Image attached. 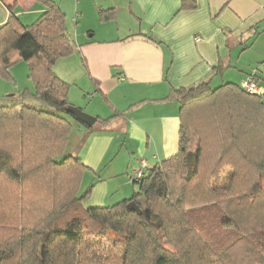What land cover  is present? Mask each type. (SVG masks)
I'll use <instances>...</instances> for the list:
<instances>
[{
  "label": "trees",
  "instance_id": "trees-1",
  "mask_svg": "<svg viewBox=\"0 0 264 264\" xmlns=\"http://www.w3.org/2000/svg\"><path fill=\"white\" fill-rule=\"evenodd\" d=\"M39 1L47 10L34 25L0 28V78L11 81L8 68L23 61L33 86L0 96V179L12 189L3 197L0 185V212L5 199L21 232L0 264H264L263 95L209 81L171 88L178 152L133 182L129 199L85 209L94 184L81 192L89 169L70 146L73 130L117 113L87 126L68 110L69 85L52 66L73 45L58 4Z\"/></svg>",
  "mask_w": 264,
  "mask_h": 264
},
{
  "label": "crops",
  "instance_id": "crops-1",
  "mask_svg": "<svg viewBox=\"0 0 264 264\" xmlns=\"http://www.w3.org/2000/svg\"><path fill=\"white\" fill-rule=\"evenodd\" d=\"M52 1L73 42V52L57 60L52 71L68 84L88 78L93 91L91 112L84 90L74 94L70 88L68 102L96 119L117 113L105 124L73 130L70 146L89 169L82 182L96 180L85 209L129 199L134 171L142 164L153 168L178 152L179 105L169 98L171 88L202 81L239 85L253 77L264 102V0H78L73 26L61 4ZM86 8L97 12L98 33L91 23L78 22ZM46 10L39 0H0V28L10 19L30 27ZM100 10L111 14L103 20ZM19 62L8 68L11 81L0 78V96L33 88L27 65ZM104 107L109 115L102 118L96 111ZM101 169L102 176H96ZM122 186L130 194L106 202Z\"/></svg>",
  "mask_w": 264,
  "mask_h": 264
},
{
  "label": "rangeland",
  "instance_id": "rangeland-1",
  "mask_svg": "<svg viewBox=\"0 0 264 264\" xmlns=\"http://www.w3.org/2000/svg\"><path fill=\"white\" fill-rule=\"evenodd\" d=\"M56 1L61 4V6H62V8H63V10L65 12V15H66V21L71 26H73V24H71V19H74L75 15H76L75 12H76V10L78 8V0H56ZM81 4H83V2L80 3V5ZM91 13L94 16V18H93V16L91 17ZM96 18H97L96 10L95 11L92 10V12H91V11H89V9L86 8V13H85L84 18L82 19V21H78V22L80 24H83V25H89L91 23L92 26H94V27H90V26L89 27L91 29L95 28L94 30H96L97 33H98V28L101 27V26H99L100 24H98V22H96V20H95ZM94 38L96 39L97 36H95ZM19 63H22L23 66L24 65L26 66L25 62H19ZM68 85H69V89L71 88V93L73 91L74 94L78 93V91L80 89L84 90L83 91L84 92L83 96L86 98L85 108H87V112L88 111L91 112L92 108L89 109L88 106L90 105V103H92L90 95H91V93L93 91L90 90L92 86H91V82L89 81V79L88 78L78 79L77 83H70ZM215 87L216 86H211L212 89H214ZM105 104L106 103H103V105H105ZM69 105L72 106V107H75V106H73L71 104H69ZM106 109H108V108L104 107L102 109L97 110L96 112L100 113V115H98V116H101L102 118H104V116H108L109 114L106 113L107 112ZM111 114H113V113H111ZM81 129H83V131H85L84 128H81ZM73 150H75V149H73ZM229 173H230V170H228V169L224 170V173L221 175L222 181L225 180L224 178H226ZM96 174H97L98 177H99V175L101 177L102 174H103L102 173V169H101V171H98ZM40 177H41V175L37 174L36 179H38V180H36L35 184L36 185H41V186L45 185V186L48 187L49 184L47 183V180L45 178L43 180L42 179L39 180ZM98 177H96V178L98 179ZM95 181L96 180L94 178L92 180L91 179L90 180L85 179L83 182H81V188H80L81 192L85 191L86 188H88L89 186H92L91 184L92 183L94 184ZM113 183L114 182H111V183H109V185L110 184L112 185ZM0 185L3 186L2 192H1V193H3V197L5 196L6 193L12 191V189L8 185L4 184L2 179H0ZM112 188H116V183L113 184ZM114 191L115 190H113V192H112L113 194L110 193L108 195V198H107L106 202H109L111 200L115 201V199L116 200L121 199L124 196L123 194H130L131 192L137 193L138 192V185H135L134 189L132 191L131 190L129 191L130 193H127V190L124 189V186L120 187V190H117L115 192ZM128 196L129 195H127V197ZM4 203H6L5 199H4ZM4 203H3V207H2L3 212H0V222L4 225V226L2 225L0 227V248H4L7 244H9L12 241H14L16 239V236L21 234V232L18 230L19 227H17L16 224H14L13 222L8 221V219L10 217L14 218V216H13L11 207L7 206ZM14 226H16L17 229H14L13 228ZM233 260L235 261V264H244L243 261H240V257H235V258H233Z\"/></svg>",
  "mask_w": 264,
  "mask_h": 264
},
{
  "label": "built area",
  "instance_id": "built-area-1",
  "mask_svg": "<svg viewBox=\"0 0 264 264\" xmlns=\"http://www.w3.org/2000/svg\"><path fill=\"white\" fill-rule=\"evenodd\" d=\"M240 85L244 90H246L247 92L251 94L259 93V87L253 77H248ZM148 169H149V166L142 164L140 169L133 172L131 181L135 182V181L141 180L145 176V173Z\"/></svg>",
  "mask_w": 264,
  "mask_h": 264
},
{
  "label": "water",
  "instance_id": "water-1",
  "mask_svg": "<svg viewBox=\"0 0 264 264\" xmlns=\"http://www.w3.org/2000/svg\"><path fill=\"white\" fill-rule=\"evenodd\" d=\"M68 110L71 111L72 113H74V115L76 116L77 120H80V121L84 122L87 126H92L93 125L94 118L89 117L88 115L84 114L78 108L69 107ZM126 207H127L128 210L136 212L137 214H140V211H139L138 207L133 202L128 203Z\"/></svg>",
  "mask_w": 264,
  "mask_h": 264
}]
</instances>
